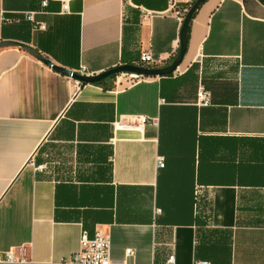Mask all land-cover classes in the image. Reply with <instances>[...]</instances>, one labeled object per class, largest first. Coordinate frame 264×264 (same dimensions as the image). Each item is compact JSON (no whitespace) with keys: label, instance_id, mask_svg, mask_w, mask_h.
Segmentation results:
<instances>
[{"label":"crops","instance_id":"obj_1","mask_svg":"<svg viewBox=\"0 0 264 264\" xmlns=\"http://www.w3.org/2000/svg\"><path fill=\"white\" fill-rule=\"evenodd\" d=\"M187 15L168 0H0L1 256L75 264L101 231L117 263L264 264V2L205 0L183 32ZM25 47L86 75L144 53L172 73L78 85Z\"/></svg>","mask_w":264,"mask_h":264},{"label":"built area","instance_id":"obj_2","mask_svg":"<svg viewBox=\"0 0 264 264\" xmlns=\"http://www.w3.org/2000/svg\"><path fill=\"white\" fill-rule=\"evenodd\" d=\"M197 1L198 0H168L169 9L170 11H173L177 15V17H185ZM46 5L47 3L44 2L43 6ZM64 8L67 9L66 6ZM147 13L152 14L149 12ZM26 20L38 26V24L34 21V13L26 14ZM41 28L45 29V27L43 26H41ZM153 63V56L151 54L144 53L141 55L140 61L137 66H152ZM76 73L80 75H86V69L82 67ZM77 84L81 85L82 83L77 81ZM198 105L204 107L210 105L209 95L203 89H201L198 94ZM158 167H164V160L162 158H158ZM126 255L127 257H133L134 251L127 250ZM71 261L75 264H125L113 261L111 238L101 231H97L93 237H89L86 233H84L81 238L80 249L73 255ZM18 262L20 261L16 258L13 250L6 252L4 256L0 255V264H16ZM165 264H175L174 256H171ZM197 264L210 263L198 262Z\"/></svg>","mask_w":264,"mask_h":264},{"label":"water","instance_id":"obj_3","mask_svg":"<svg viewBox=\"0 0 264 264\" xmlns=\"http://www.w3.org/2000/svg\"><path fill=\"white\" fill-rule=\"evenodd\" d=\"M205 0H198L194 6L192 7V9L190 10V12L188 13L186 20H185V27L183 29V32L185 31L186 25L189 22L191 16L194 14L195 10L200 6V4L202 2H204ZM264 2V0H261ZM28 47H25V49L31 53L33 56L37 57L38 59H40L42 62H44L47 66H49L50 68H52L53 70L63 74V75H67L69 77H71L72 79H75L79 82H81L83 85H87V84H95L101 80H104L112 75H117L121 72L124 71H128V72H135L138 75L141 76H163V75H168L170 73H172V69L170 68H165V69H154V68H142V67H138V66H133V65H124V66H120L114 69H111L105 73H102L100 75H80L76 72L70 71V70H66L63 68H60L56 65H54L49 59L44 58L43 56H41L39 53L33 51L30 52L28 49ZM32 50V49H31Z\"/></svg>","mask_w":264,"mask_h":264},{"label":"rangeland","instance_id":"obj_4","mask_svg":"<svg viewBox=\"0 0 264 264\" xmlns=\"http://www.w3.org/2000/svg\"><path fill=\"white\" fill-rule=\"evenodd\" d=\"M144 68L151 69L152 67L146 65ZM116 76H117L116 77L117 79L118 78H123L122 81H123V83H125V85H131V84L137 82L138 80L143 79V76L138 75L135 72H128V71L121 72V73L117 74Z\"/></svg>","mask_w":264,"mask_h":264},{"label":"trees","instance_id":"obj_5","mask_svg":"<svg viewBox=\"0 0 264 264\" xmlns=\"http://www.w3.org/2000/svg\"><path fill=\"white\" fill-rule=\"evenodd\" d=\"M116 75H112L104 80H101L97 83H95L94 85H97V86H101L103 87L104 89H107V88H114L115 87V82H116ZM107 83H110L109 86H107ZM83 85V84H82Z\"/></svg>","mask_w":264,"mask_h":264},{"label":"bare ground","instance_id":"obj_6","mask_svg":"<svg viewBox=\"0 0 264 264\" xmlns=\"http://www.w3.org/2000/svg\"><path fill=\"white\" fill-rule=\"evenodd\" d=\"M30 52H33V50H31L30 48H27Z\"/></svg>","mask_w":264,"mask_h":264}]
</instances>
